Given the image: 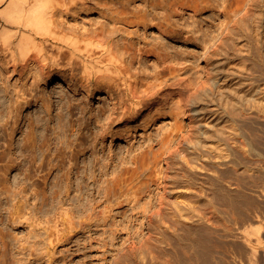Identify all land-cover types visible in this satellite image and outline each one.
Returning a JSON list of instances; mask_svg holds the SVG:
<instances>
[{"label":"rangeland","instance_id":"374dc122","mask_svg":"<svg viewBox=\"0 0 264 264\" xmlns=\"http://www.w3.org/2000/svg\"><path fill=\"white\" fill-rule=\"evenodd\" d=\"M98 1L103 0H85L59 18L80 30L101 28L104 22L115 26ZM149 1L109 0L148 9L147 24L118 22L133 38L118 34L113 42L115 50L128 40L135 43L126 60L134 73L132 88L142 93L155 80L204 79L213 48L232 27L233 17L224 11L232 0H212L218 8L201 12L180 4L178 11L168 5L153 8ZM243 20L245 34H238L236 46L241 56H232L228 64L238 72L254 69L253 78L245 80L261 89L236 104L235 113L229 101L244 91L225 94L211 105L217 113L199 119L175 85L161 100L130 113V95L114 78L90 81L78 69L50 70L33 54L25 66L8 63L0 45V88L8 87L0 103V181L12 189L0 186V264H146L142 253L156 257L157 264H172L185 251L191 257L186 264H211L212 249L218 250L219 264H264V56L251 35L257 32L253 23ZM153 46L154 51L147 50ZM219 81L227 84L226 76ZM218 113L222 122L212 125ZM28 130L40 141L50 136L43 166V152L24 145L32 135ZM202 130L210 134L202 138L203 151L186 150L189 169L197 171L192 174L180 167L178 155L168 158L179 139L162 142L170 132L187 140ZM63 141L70 142L69 156L59 169ZM117 176L125 184L122 196L110 192ZM215 196L217 203L209 200ZM200 256L202 262H195Z\"/></svg>","mask_w":264,"mask_h":264},{"label":"bare ground","instance_id":"6f19581e","mask_svg":"<svg viewBox=\"0 0 264 264\" xmlns=\"http://www.w3.org/2000/svg\"><path fill=\"white\" fill-rule=\"evenodd\" d=\"M84 1L85 0H0V45L4 49V53H8V55H6L9 56L8 63L12 61L15 65L22 64L25 66L29 63L30 58L33 55H37L39 59H41V61H43V63L50 68V70H55L56 68L61 70L65 67H67L68 70L73 71L78 69L81 71L82 77H85L90 81L99 78L105 79L107 76L114 78L117 83H122L125 90L130 95V99L132 101L131 106L129 107L131 111L130 113L138 112V110L143 106L147 104L150 105V103L156 98L161 100L166 91H171L175 88L173 87L174 85L178 87L180 93L186 94V105L189 106L188 110L192 112V115L198 117V119L199 117H206L209 113H211V115L217 113V110L212 111L211 105L217 104L224 99L225 94H229V96L232 94L234 97V93H237L238 90H242V92L244 91L243 95L240 96L241 98L237 97V100L235 101H229L228 99L229 105H232L229 106V108L232 107V110H230L234 111L237 107L236 104L244 103L245 101L253 99L255 94L260 91L261 87L259 84H256L255 81L247 83V80H245L250 77V73L254 70L251 68L252 66L250 67L252 69V71L250 69V72L248 71L249 67L248 69L246 68L248 72H245V69H243L245 71L239 70L238 72V70H234L235 67L233 68L228 63H230L232 56L238 55L240 52L239 49L236 48L239 44L238 39L240 36L238 34H245L243 32L241 19H244L248 26L253 23V25H251V29L257 32L255 34L251 33V35L254 37V40H257L255 42L259 45L256 43V46H260L258 48H260V51L264 56V0H232L229 7H224L226 17H233L231 18L232 20H230L232 22V27L230 25L231 28L229 27V32L227 36H225L226 38L222 39L221 43L215 45L213 48L210 55L214 54L215 56L211 61L210 69L204 79L201 78L197 82L190 80L188 81L189 84L180 77H176L172 82H169L171 81L170 78L162 80L159 84L158 81L155 80V82L151 83V85L147 89L143 90L142 93H138V87H136V89L132 88V77L134 73H132L128 62L126 61L127 58L133 54V49L135 48L134 41L128 40L124 47L117 50H115L113 42L115 36L118 34L125 36L127 39L133 38L127 35L128 32L125 27L117 25L118 22L124 24H147L149 20L148 9L145 11L140 8L128 9L129 7L127 5L120 7L119 5H114L116 2H110L112 3L110 4L109 0L98 1L97 4L105 8L103 11L105 16L110 20L115 21L116 25L110 26L108 23L104 22L101 23V28H95L93 30H80L76 24H68V22L64 20L65 18H63V20L59 18L60 14L70 12L72 8H76L79 3H84ZM149 4L153 8L168 5L167 7L174 11H178V8L176 7L177 4L191 8L196 12H201L205 9L215 10L218 8L216 1L214 3L212 0H150ZM152 7L151 9H153ZM168 17L169 16H167V18L165 17V20L168 19ZM231 22L228 23V26ZM166 23L167 20L165 24ZM251 35L247 36L248 42L253 41V39H251ZM226 41L228 42L226 43ZM156 48L157 47L153 46L147 50L154 51ZM257 50L259 52V49ZM254 51L253 53H255ZM157 53L158 55H163L165 52H162V49H160ZM247 56L248 55L245 57ZM250 58L251 60L253 59L252 57ZM253 63H256V61ZM256 71H258V69ZM222 76H226L227 84L220 83L219 79L222 78ZM251 76V78H253V75ZM98 81L101 82V80ZM2 88H0V103L3 102L5 93L8 92L7 84ZM21 98L25 100L24 95H22ZM27 101L28 100L26 99V102ZM230 102L232 104H230ZM230 110L229 113L232 114ZM235 112L236 110L233 113ZM222 114L223 113H218L212 118V125L222 122ZM60 126L63 128L65 124ZM31 128L32 126L29 127L30 130ZM33 131H29V133L32 134L29 137L27 136L29 133L26 134L27 138L24 140V145L30 151L37 152L38 150H41L43 152V157L41 158L42 162L40 163V166H43L46 159V156H44L45 151L49 148V146H47V148H45V146L48 144L50 145V136L46 134L45 138L40 141L37 139L38 137H36V131ZM207 131L208 130H202L200 133L192 132L187 140V136L185 135L180 139V134L178 132L172 134H170V132L169 134H166V137L162 142V145L164 146L170 144L173 140L179 139V145L175 150H171L170 152L167 148V151L170 152L168 154V158H175V156L178 155L181 161L180 167L184 170H190V173L192 174H196L197 171L189 169V159L186 158V150L191 149L190 151H192L194 149L192 154H200L204 149L202 148L204 145L201 146L203 144L202 138L205 139L207 133L210 135ZM216 133L219 134V131H216ZM61 145L62 147L60 148L59 146ZM61 145H58V151L61 152L59 154L61 161L57 163V167L59 169L64 167L63 162L65 158L69 156L66 149L67 147H70V142L68 141L64 143L63 141ZM205 151L206 150H204V152ZM32 156L37 158L36 154H32ZM193 158L194 156L192 159ZM172 161H169V163H172ZM5 180L7 179L5 178ZM122 180L123 179L119 176L113 179L112 184L109 187L111 188L110 192L113 195L119 193V196H122V194H124L125 189L122 188L125 184ZM1 185L4 186L3 188L6 189V192H11L12 189L8 187L6 181L5 183L0 181V186ZM126 185L128 186L129 182ZM127 191L130 192L131 189L127 188ZM136 192L137 191L128 196L130 197V201L132 200L131 198L136 197ZM209 200L213 203L219 202V198L217 196L212 197ZM24 204L25 203L17 206V217L22 216L21 213L24 209ZM217 253L218 250L217 252L216 249L211 250V264H219V256ZM139 258L140 261L143 260L146 264H157L156 257H154L153 260V258H150L147 253H142ZM200 258L201 256L197 257L195 262H200ZM188 259H191V257L187 255V251H185L176 257H173L172 264H186ZM169 260L171 259L169 258ZM165 262L162 261L163 264Z\"/></svg>","mask_w":264,"mask_h":264}]
</instances>
